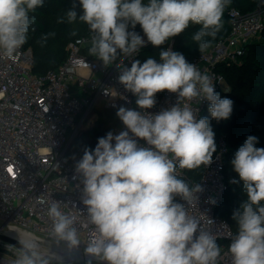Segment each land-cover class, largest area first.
<instances>
[{"label": "clouds", "instance_id": "clouds-1", "mask_svg": "<svg viewBox=\"0 0 264 264\" xmlns=\"http://www.w3.org/2000/svg\"><path fill=\"white\" fill-rule=\"evenodd\" d=\"M43 3L0 0V54L12 57L25 45L34 23L29 14ZM231 3L78 0L77 5L73 0L66 17L68 23L79 19L88 25L89 53L108 66L120 55H137L147 43L164 45L190 24L200 26L193 36L199 49L209 48L211 42L204 37L215 38ZM136 25L146 40L134 30ZM118 67L119 83L136 96L139 111L119 107L116 115L126 130L99 138L94 150L86 147L75 165L91 226L85 252L106 264H219L222 249L216 235L203 230L186 207L203 188L179 178L178 169L207 166L217 150L209 119L197 118L186 101H208L217 122L231 117L233 101L221 98L211 77L171 48L159 52V61L149 57ZM164 91L176 94V104L150 114L156 95ZM258 142V137L248 136L231 161L247 196L233 212L237 231L228 246L232 264H264V148L256 147ZM48 216L53 235L78 248L79 217L61 211L55 201L49 204ZM20 244L14 264H50L37 251L35 239H21Z\"/></svg>", "mask_w": 264, "mask_h": 264}, {"label": "built area", "instance_id": "built-area-1", "mask_svg": "<svg viewBox=\"0 0 264 264\" xmlns=\"http://www.w3.org/2000/svg\"><path fill=\"white\" fill-rule=\"evenodd\" d=\"M227 17L228 34L188 61L211 77L215 91L223 79L218 66L237 63L246 53V45L264 30V0H258L249 12L231 7ZM85 27L83 35L67 44L64 62L41 75L32 71L30 47L22 46L12 57L0 54V225L30 232L57 245L67 244L53 235L48 207L55 201L61 211L79 217L75 227L80 247L84 248L91 226L81 199L82 178L75 171L83 153L69 155V149L79 132L90 128L97 119L99 110L103 116L105 110L118 111L121 106L139 111L130 92L118 80V66L129 67L136 54L120 55L105 66L89 53L91 32L86 23ZM176 102V94L164 91L147 111L157 114ZM207 102L186 101L197 118H201ZM124 130L119 119L111 132L116 135ZM226 151L227 142L222 135L211 163L203 166L196 180L187 177L186 169H178L179 177L193 186L200 183L203 188L197 200L193 199L186 207L200 221V227L215 234L216 241L221 242L219 264H232L228 246L235 234L230 223L215 213L226 188L223 173ZM3 259L7 262H1ZM0 264H14V259L0 255Z\"/></svg>", "mask_w": 264, "mask_h": 264}, {"label": "trees", "instance_id": "trees-1", "mask_svg": "<svg viewBox=\"0 0 264 264\" xmlns=\"http://www.w3.org/2000/svg\"><path fill=\"white\" fill-rule=\"evenodd\" d=\"M257 2L258 0H232L231 5L225 10L222 29L215 38L204 37V39L209 40L211 46L217 39L228 34L227 13L229 8L235 7L242 12H249ZM72 3L73 0H44L43 6L38 7L29 14L30 18L34 17V23L30 24L28 39L23 47L31 48L33 73L41 75L49 69L57 68L67 57V44L69 41L85 33L84 22L79 21V19L73 23L67 22L66 12L71 8ZM76 3L78 5V0H76ZM77 11H79V7H77ZM199 29V25L190 24L183 33L172 37L164 45L154 47L147 43L145 47L141 48L134 60L138 59L143 63L149 57H152L159 61V52L171 47L172 50L182 53L189 61L193 56L202 52L199 49V42L193 40L194 34ZM134 30L139 34L143 33L139 25H136ZM261 33H264V30ZM217 70L223 76L225 75L226 80L232 86L225 94V98L233 101V112L227 120H221L220 122L215 120L210 123L215 133L216 145L222 135L225 136L227 142V151L223 161L226 188L221 201L215 207V213L225 218L230 223L234 233H236L237 225L232 218L233 212L240 207L247 196L231 161L234 159L235 152L250 135L258 137L259 142L256 147L264 148V40H252L246 45V53L237 63L228 66L220 64ZM219 90L220 88L215 92L219 93ZM161 94L162 92L158 93L156 99ZM130 95L133 104L136 106V96L131 92ZM208 108L209 102L205 105L201 118L207 117L212 120ZM116 113V110H109L107 114L105 110V116H101L103 119L109 116V121H112V123L110 122L108 127L104 126V123L108 121L103 119L95 123L92 129L96 133L91 137L93 143L89 149H94L98 139L106 136L118 123L119 118ZM202 170L203 166L191 171L186 170L187 177L196 180L200 177ZM183 180L188 181L185 178Z\"/></svg>", "mask_w": 264, "mask_h": 264}, {"label": "rangeland", "instance_id": "rangeland-1", "mask_svg": "<svg viewBox=\"0 0 264 264\" xmlns=\"http://www.w3.org/2000/svg\"><path fill=\"white\" fill-rule=\"evenodd\" d=\"M145 40H146V36H144V33L140 34ZM258 40H264V33H260L257 37ZM231 84L226 80L225 75L223 76V79L221 81L220 84V90H219V95L221 98H225V94L231 89ZM107 114L109 111H107ZM97 119L94 120L93 124L87 128L82 129L79 132V136L76 138L75 142L73 143L70 151H69V155H73V154H78V153H82L84 151V149L90 148L92 143H93V139H91V137L96 133V131L94 129H92L95 125V123L97 121H100L101 119H103L102 116V110H99L97 112ZM109 116L105 117L103 120L104 121H108L104 123L105 127H108L110 125V122L112 123V121H109L110 118H108ZM210 123H213L215 121V119L212 118L209 119ZM212 125V124H210ZM181 178V177H179ZM184 179V178H181ZM1 233L8 235L12 238L18 239L21 241V239L24 240H32L35 239V242L38 245L37 251L39 253L42 254H46L48 257V259H59V260H67V261H80V262H84V263H88L89 264V260L90 257L88 256V254L85 252V248L84 247H78V248H65L62 247L60 245H57L55 243H52L50 241L46 242L45 240L43 241L42 239L36 238L33 235L27 233V232H23L20 229L17 228H7V227H2L1 229ZM7 241H4L2 238H0V255L4 256L5 258H9V259H14L16 258V256L19 254V249L14 246V245H10L8 244ZM218 245L221 244L220 241H216ZM64 246H68L67 244H63ZM50 257V258H49ZM56 259V260H57ZM91 264H105L103 262H99L97 260H91Z\"/></svg>", "mask_w": 264, "mask_h": 264}, {"label": "water", "instance_id": "water-1", "mask_svg": "<svg viewBox=\"0 0 264 264\" xmlns=\"http://www.w3.org/2000/svg\"><path fill=\"white\" fill-rule=\"evenodd\" d=\"M0 238H2L4 241H7L8 243H11L12 245L16 246L18 249L21 248L20 240L12 238L8 235H4L0 233ZM50 264H88L84 262H78V261H67V260H59V259H49ZM1 262H7V259H3Z\"/></svg>", "mask_w": 264, "mask_h": 264}, {"label": "bare ground", "instance_id": "bare-ground-1", "mask_svg": "<svg viewBox=\"0 0 264 264\" xmlns=\"http://www.w3.org/2000/svg\"><path fill=\"white\" fill-rule=\"evenodd\" d=\"M2 227L3 226H1L0 225V233H1V229H2ZM21 231H23V230H21ZM23 232H27V231H23ZM27 233H29V234H31V235H33L32 233H30V232H27ZM1 234H3V233H1ZM5 235V234H4ZM34 236V235H33ZM44 241V240H43ZM47 242V241H46ZM7 243V242H6ZM8 244H10V245H12L11 243H8ZM60 246H62V247H65V248H69V246H64V245H60ZM43 257H48L46 254H42V253H40ZM50 258V257H49ZM55 259H57V258H55Z\"/></svg>", "mask_w": 264, "mask_h": 264}, {"label": "crops", "instance_id": "crops-1", "mask_svg": "<svg viewBox=\"0 0 264 264\" xmlns=\"http://www.w3.org/2000/svg\"><path fill=\"white\" fill-rule=\"evenodd\" d=\"M257 38H255V40H256ZM254 40V39H253Z\"/></svg>", "mask_w": 264, "mask_h": 264}]
</instances>
